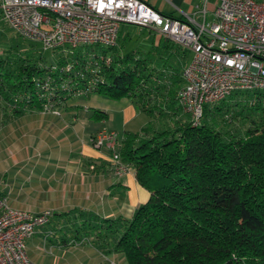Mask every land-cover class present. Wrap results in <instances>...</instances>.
<instances>
[{
	"label": "trees",
	"instance_id": "trees-1",
	"mask_svg": "<svg viewBox=\"0 0 264 264\" xmlns=\"http://www.w3.org/2000/svg\"><path fill=\"white\" fill-rule=\"evenodd\" d=\"M9 49L0 55V100L13 113L42 110L52 94L60 104L70 95L56 85L66 78L79 85L91 75L83 67L91 59L78 49L48 63L40 51ZM152 52L108 50L112 62L96 73L93 92L128 98L147 116L144 127L123 131L118 152L149 196L122 221L113 249L127 264H264V91L232 93L252 98L248 104L205 105L194 124L176 99L180 70L165 75L173 64ZM69 61L71 70H61ZM236 108L255 109L260 120L242 134L225 128Z\"/></svg>",
	"mask_w": 264,
	"mask_h": 264
},
{
	"label": "crops",
	"instance_id": "crops-1",
	"mask_svg": "<svg viewBox=\"0 0 264 264\" xmlns=\"http://www.w3.org/2000/svg\"><path fill=\"white\" fill-rule=\"evenodd\" d=\"M143 1L173 18L206 24L214 19V0ZM140 27L147 40L138 50L153 49V57H168L167 63L174 67H166L164 74L180 70L181 75L191 58L189 50L177 44L167 46L168 38L157 28ZM119 34L125 38L128 31L121 25ZM117 49L124 53L122 47ZM131 105L128 98L115 100L93 92L66 97L55 105L58 113L37 109L13 113L0 100V195H6L10 207L32 213L53 211L49 222L25 241L27 254L35 262L127 264L113 243L122 221L147 200L149 192L137 182L131 166L116 175L111 150L105 145L95 147L89 139L102 127L118 131L113 112Z\"/></svg>",
	"mask_w": 264,
	"mask_h": 264
},
{
	"label": "built area",
	"instance_id": "built-area-1",
	"mask_svg": "<svg viewBox=\"0 0 264 264\" xmlns=\"http://www.w3.org/2000/svg\"><path fill=\"white\" fill-rule=\"evenodd\" d=\"M214 2V19L209 24L164 15L143 0H0V13L19 37L36 41L46 50L72 53L78 49L91 59L83 64L91 73L84 83L71 85L66 78L56 85L70 96L94 91L100 79L96 73L112 62L108 50L116 46L122 24L157 28L192 52L182 69L176 99L197 124L205 105L236 91H264V0ZM73 64L69 61L61 70L70 71ZM51 80L48 76L46 81ZM52 95L45 98L42 110L58 113L55 103L61 98L54 96V103ZM117 140V131L105 128L90 137L95 147L105 145L111 150L113 171L121 175L128 165L119 157ZM52 214L51 209L32 213L10 207L6 195H0V264H39L28 256L25 241Z\"/></svg>",
	"mask_w": 264,
	"mask_h": 264
},
{
	"label": "rangeland",
	"instance_id": "rangeland-1",
	"mask_svg": "<svg viewBox=\"0 0 264 264\" xmlns=\"http://www.w3.org/2000/svg\"><path fill=\"white\" fill-rule=\"evenodd\" d=\"M122 27L124 28V30L128 31V35L125 38H121V39L118 37V41H117L116 46L114 48H112L113 50H116L117 47H122V49H123L122 52H125L126 50H130V49L138 50V46L141 47L143 45V42L145 43L144 40L145 39L147 40V38H146L147 36H145L146 32L143 31V27H140V26H132L131 27V25H128V24H122ZM146 28H148V27H146ZM149 28H151V27H149ZM151 29H153V28H151ZM0 32H1V40H2V43L0 46V53L2 55L6 52L5 50L7 48H12V50L9 49V50H11V53L14 52L15 50L20 51V53L26 52L28 50L31 52L37 50V51H40L41 55L43 56V59L41 61L43 63H46V62L48 63L49 60H57L62 55L68 53L67 51H64L60 48L46 50V49H43L41 47L40 43H38L36 41H29V40L23 39L22 37H19L17 34H15L12 31V29L3 20L0 21ZM125 32L126 31H124V33ZM18 41H21V43L19 44V46H15L14 43L18 42ZM187 54H188V59H189L190 56L192 55V53L189 50L187 52ZM10 56L12 58V56H14V55L12 54ZM237 95L239 96V94H237ZM238 96H235V94L229 95L228 97H226L224 99L223 104L226 107H228L229 105H231V102L233 103L234 100L239 101L241 103L245 102L247 104L253 102L252 98L246 97V94H242L239 97ZM115 103H118V102H115ZM216 104L217 103L212 104L211 107H213ZM238 107H240V106H238ZM236 109H237L236 112H238L237 116H235V118L233 119V122H229L228 126L225 128L228 129L230 127L231 129H235L237 133L242 134L244 132V130L247 128V126L253 125L251 122V119H253L255 121L260 120V114H257L258 111L255 109L251 110V108H246V109L241 108L239 111H238V108H236ZM242 113L244 116L245 115H250V116L244 117V119H243L241 117ZM113 114H114L113 123H115V126L117 125L118 131L117 130L116 131L120 134V136H122L124 130L137 131L147 124L146 114L137 110L136 106H134V105H131L130 108H128L127 110L126 109L125 110H119V112L114 111ZM225 115L226 116L224 118H229V116H230V114H228V113ZM108 119H109V117H108ZM221 122H222V120H221ZM98 125H101L100 121L98 122ZM103 128L106 129V127H102L101 129H103ZM97 132H96V134H97ZM96 134H94V135H96ZM117 142L119 144L118 140H117ZM118 144H117V147H118Z\"/></svg>",
	"mask_w": 264,
	"mask_h": 264
}]
</instances>
